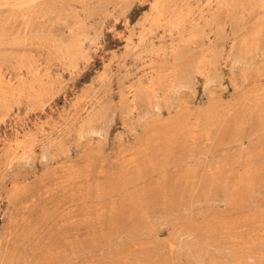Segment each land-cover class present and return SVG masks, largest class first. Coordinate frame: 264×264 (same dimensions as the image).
Here are the masks:
<instances>
[{
    "label": "rangeland",
    "instance_id": "1",
    "mask_svg": "<svg viewBox=\"0 0 264 264\" xmlns=\"http://www.w3.org/2000/svg\"><path fill=\"white\" fill-rule=\"evenodd\" d=\"M1 264H264V0H0Z\"/></svg>",
    "mask_w": 264,
    "mask_h": 264
},
{
    "label": "bare ground",
    "instance_id": "2",
    "mask_svg": "<svg viewBox=\"0 0 264 264\" xmlns=\"http://www.w3.org/2000/svg\"><path fill=\"white\" fill-rule=\"evenodd\" d=\"M1 261L3 262L2 254H0V264H1Z\"/></svg>",
    "mask_w": 264,
    "mask_h": 264
}]
</instances>
